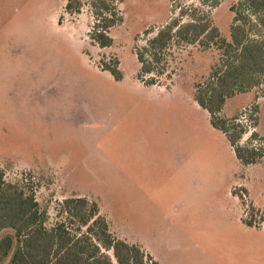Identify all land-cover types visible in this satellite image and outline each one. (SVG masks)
<instances>
[{
  "label": "rangeland",
  "instance_id": "374dc122",
  "mask_svg": "<svg viewBox=\"0 0 264 264\" xmlns=\"http://www.w3.org/2000/svg\"><path fill=\"white\" fill-rule=\"evenodd\" d=\"M66 2L0 0L6 181L33 190L47 228L56 223L60 202L86 198L97 203L116 238L159 264H264V158L241 165L193 99L195 85L222 53L174 46L158 85L136 79L134 47L179 18L181 9L188 13L182 23L207 14L230 41L234 0H118L122 22L104 49L90 40L89 10L70 16ZM248 22L250 39L263 40L258 19ZM113 58L120 82L100 68ZM253 107L255 127L248 120ZM222 114L247 125L241 145L252 133L264 139V84L228 100ZM252 210L255 222L262 219L258 229L240 224Z\"/></svg>",
  "mask_w": 264,
  "mask_h": 264
},
{
  "label": "trees",
  "instance_id": "16d2710c",
  "mask_svg": "<svg viewBox=\"0 0 264 264\" xmlns=\"http://www.w3.org/2000/svg\"><path fill=\"white\" fill-rule=\"evenodd\" d=\"M117 1L67 0L65 12L79 15L87 8L93 19L91 42L101 49L110 48V31L122 22ZM230 12L234 17L228 41L207 14L190 15L191 19L182 23L188 13L181 9L179 18L160 28L144 46L134 47L140 66L136 79L146 87L158 85L166 75L169 52L174 46L219 50L220 63L205 82L195 85L193 99L207 113L210 126L226 138L240 164L247 167L264 158V139L252 133L248 143L241 145L247 125L238 115L228 118L222 113L228 100L264 84V39L251 40L252 27L248 24L249 17L254 16L264 29V0H234ZM119 65L116 58L100 62L101 70L115 82L123 79ZM256 112L257 107H253L248 117L254 127ZM99 212L97 203L86 198L64 199L57 206L56 223L47 228V214L40 209L33 190L28 185L7 182L0 169V234L11 232L0 239V264H159L140 246L116 238ZM257 213L252 210L251 219L243 224L259 228L262 219H253Z\"/></svg>",
  "mask_w": 264,
  "mask_h": 264
},
{
  "label": "crops",
  "instance_id": "0c3cea01",
  "mask_svg": "<svg viewBox=\"0 0 264 264\" xmlns=\"http://www.w3.org/2000/svg\"><path fill=\"white\" fill-rule=\"evenodd\" d=\"M113 79V78H112ZM235 98V97H234ZM195 102V101H194ZM197 104V103H196ZM240 224L246 228H248L247 226H245L242 222H240ZM253 229V228H252ZM255 229H258V228H255Z\"/></svg>",
  "mask_w": 264,
  "mask_h": 264
}]
</instances>
